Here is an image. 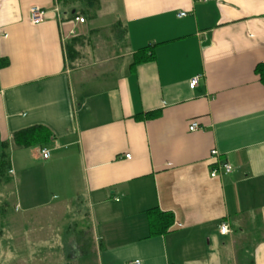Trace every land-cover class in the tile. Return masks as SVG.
Listing matches in <instances>:
<instances>
[{
    "label": "crops",
    "instance_id": "1",
    "mask_svg": "<svg viewBox=\"0 0 264 264\" xmlns=\"http://www.w3.org/2000/svg\"><path fill=\"white\" fill-rule=\"evenodd\" d=\"M105 2L125 30L122 55L89 54L99 28L59 19L57 0H0V145L9 143L13 176L0 207L12 197L18 217L7 239L0 219V264H80L42 256L62 243L40 251L41 211L82 192L98 264H264V0ZM32 7L45 21H31ZM146 47L153 59L133 65ZM36 126L48 143L15 141ZM216 162L232 171L212 177ZM154 207L175 223L149 237ZM8 247L29 249L28 260L3 258Z\"/></svg>",
    "mask_w": 264,
    "mask_h": 264
},
{
    "label": "trees",
    "instance_id": "2",
    "mask_svg": "<svg viewBox=\"0 0 264 264\" xmlns=\"http://www.w3.org/2000/svg\"><path fill=\"white\" fill-rule=\"evenodd\" d=\"M57 2L60 6H62L60 7L62 9V14L66 13L71 17L85 16L87 18L94 19L97 17V14L102 7L103 0H57ZM120 29V36L123 38L125 30L123 27ZM67 50L68 55L72 57L75 52L72 44L69 43ZM149 50L151 49L148 47L139 50L134 56L133 65L153 59V52H148ZM7 63V60H3L0 62V66L6 65ZM256 72L260 75L261 81L264 84V63H259L257 65ZM147 117H151V115ZM50 139V132L42 126L28 128L15 134V141L25 147L31 145L43 146L48 143ZM12 182L11 150L9 143H3L0 145V186L9 185ZM4 203L5 205L0 207V218L1 215L8 214V216H4L2 218L13 225V222L18 219V217L13 214L14 203L10 200L5 201ZM146 214L149 237L166 234L175 223V214L173 212L161 211L158 207L148 209ZM68 217L69 215L67 214L62 228L63 234L62 247L60 249L61 253L65 259H76L80 262V264H98L96 251L94 252V238L92 236L91 226L86 223V219L89 218V215L87 213L84 214L82 216V218H84H81V221L78 219L69 221L67 220ZM7 222L3 223L7 224ZM261 239L258 237L257 241H260ZM251 245V243H249V245L245 244L244 247L248 246L247 248H249ZM57 251H59V249Z\"/></svg>",
    "mask_w": 264,
    "mask_h": 264
},
{
    "label": "rangeland",
    "instance_id": "3",
    "mask_svg": "<svg viewBox=\"0 0 264 264\" xmlns=\"http://www.w3.org/2000/svg\"><path fill=\"white\" fill-rule=\"evenodd\" d=\"M103 2H105V0H103ZM107 6H108V2L106 1L105 7H107ZM99 14H100V17H98ZM116 19L117 18H116L115 12H113V11L109 12L106 9H104V11H103L102 8H100L96 19L91 20V22L94 23L95 27L99 28V30H97V34L95 33L93 36L91 35V40L95 44L93 43L94 46L90 45L92 48H91L89 54H91V55L96 54L97 56L99 55L100 57H106L109 53H108V51L104 52V50H105V48H108V47H110L111 49L114 50V51H111L112 55L115 54V52H116L115 49L118 50L117 54H119V55H122L123 53L126 52L125 44L121 40V38L119 37L120 36V30H121L120 28H122V25H119L118 23L114 24ZM99 49L102 51L101 53H99V51H98ZM65 191L68 192L67 190H65ZM74 191L76 192L77 188H75ZM82 195H83V192H82L81 196L78 198V200L77 199L73 200V198H71V197L63 198V200H64L63 203L55 204L54 206L48 207L47 209L41 211L42 220H44V222L46 223V226H47L46 229H44L42 231V233L43 232L46 233L47 239L45 242H44V240H42V249L40 251L44 252L46 248L48 250H50L51 247H53V248L58 247V245L62 243V234H63L62 228H63V225L65 223V221H63V220H65V215H62V214L67 213L69 215L67 220H69V221H71L73 219L74 220L78 219L81 221L82 217L79 216V213L81 214L82 211L79 210V208H81L82 205H83V207H82L83 210L84 209L86 210L88 206L90 207L88 202L87 201L85 202V200H84L85 198H83ZM9 200L12 202V200H13L12 197L9 198ZM79 200L82 201V204ZM4 216H8V214L7 215H1L0 219L2 222H7L4 218H2ZM22 218H24L23 215H22ZM28 221H30V220H26L27 224H28ZM92 222L93 221H92L91 217L86 219V223L90 224V226H92V224H91ZM2 224L5 225V233H4L5 235H4L3 239H7L8 237H10V233H9L10 229H7L9 227V225H8V222H7V224H5V223H2ZM18 224L21 225L22 222H19ZM45 233H43V234H45ZM17 234L14 236H17ZM27 239H29V236H27L26 240ZM1 244H2V241L0 243V246L2 247ZM38 244H39V240H33L31 243V246L32 245H38ZM1 247H0V249H1ZM18 249H19L18 250L19 252L21 251L20 253L15 252L16 251L15 248H10V247L3 250L1 252L3 254V258H4V256L5 257L10 256V258H13L14 260H16L18 262V260H20V258L18 256L23 255L25 257H21L22 258L21 260L27 261L29 258L28 257L29 256V252H28L29 249H25L23 247H18ZM31 250H32V247H31ZM54 250L55 249H53L52 251H49V253L45 252V253H43V254L41 253V254H42V256L47 255L46 259H49V261L58 260L59 259L58 257L60 255L63 256L62 253L54 254L56 252ZM16 254L18 255L17 257H15ZM9 261H10V259H9ZM11 264H14V261Z\"/></svg>",
    "mask_w": 264,
    "mask_h": 264
},
{
    "label": "built area",
    "instance_id": "4",
    "mask_svg": "<svg viewBox=\"0 0 264 264\" xmlns=\"http://www.w3.org/2000/svg\"><path fill=\"white\" fill-rule=\"evenodd\" d=\"M30 13H31V21L34 24L41 23V22L45 21V19L47 18V10L46 9H43V8H40V7H32ZM55 13L57 14V16H58L59 19H62V12H61L60 7L56 6ZM184 15H186L185 12H182V13L179 14V16H184ZM76 21H78L80 23H84L85 22V18L83 16H77L76 17ZM197 82H198V78L197 77L196 78H193L191 80V82H190L191 88H193L197 84ZM200 127L201 126L196 121H192L189 124V129L191 131L200 129ZM41 153H42V156L44 158H49V156L51 154L50 153V150L48 148H42L41 149ZM218 155H219V153H218L217 150H213L212 151V156L214 158H217ZM126 156L127 157H130V154H127ZM231 171H232V166L228 162H222V163H219V164H218V162H216L215 165L212 167L211 176L212 177H216V176H218L221 173H229ZM220 232L222 234L229 233L230 232V226H229V224L226 223V222H223L220 225ZM135 263L136 264H140V261L137 260Z\"/></svg>",
    "mask_w": 264,
    "mask_h": 264
}]
</instances>
